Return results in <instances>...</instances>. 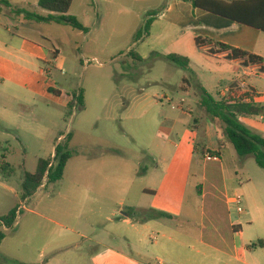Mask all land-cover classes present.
I'll return each instance as SVG.
<instances>
[{"label":"rangeland","instance_id":"rangeland-1","mask_svg":"<svg viewBox=\"0 0 264 264\" xmlns=\"http://www.w3.org/2000/svg\"><path fill=\"white\" fill-rule=\"evenodd\" d=\"M26 2L32 5L25 10L40 16L49 14L40 7L34 8L37 0ZM167 4L168 0H74L70 15L90 30L88 34L66 25L27 19L26 22L22 18L23 24H27L23 27L21 15L0 18L3 31L7 27L12 30L7 35L29 38L51 52L58 51V63L51 53L52 64L47 65L51 74L46 80L51 87L61 90L65 99L79 91H83L85 98L84 109L73 111L70 117H66L65 110L55 107L48 125L36 123L30 127V121L21 120L19 139L0 142V154L15 172L12 177L0 176V216L15 208L22 209L25 202L30 209L49 208L53 218L69 227H76L78 219L91 220L95 232L90 235L95 238L99 232L120 227L118 222L108 223L105 218L113 209H119L122 200L141 198L140 204L148 209L156 206L181 214L177 218L155 219L154 230L141 236L145 249L160 252L154 246L155 239L162 242L159 230L193 227L200 236L206 229L204 236L209 241L213 238L212 229L217 228L226 236L231 233L225 203L216 200L213 204L210 197H201L203 188L198 189V185L203 183L204 174L209 180L219 179L213 180L218 183L219 192L241 195L244 210H264V169L253 157L237 161L235 148L221 136L220 122L214 126L217 134L213 138L227 144L223 171L220 164L207 162L203 156L205 126L212 120L201 107L200 89L218 99L219 92L228 86L231 68L210 61L195 44L185 40L170 43L172 38L167 37L165 29L162 31V23H153L150 34L137 41L138 33L150 19L148 15L163 12ZM132 52L145 55L146 59L136 61ZM171 54L187 57L189 69L167 61L165 57ZM242 122L264 135V120L248 118ZM50 127L53 131L48 133L46 129ZM62 134L66 138L72 135L68 146L73 152L63 180L49 185L46 180L47 188L23 201L25 175L35 173L40 160L54 158ZM145 189H153L158 195L143 196ZM229 208L230 217L242 221L244 242L251 243V249H260L258 238L264 240V220L248 223L236 206ZM144 213L149 215L153 211ZM23 214L25 217L6 231L5 239L0 241V253L52 248L49 243L54 232L49 229L44 234L35 216L25 211ZM47 225L54 231L53 224ZM71 236L70 241L77 243L78 248L68 249L81 250L65 254L66 261L91 264V256L100 247L98 243L81 242L76 234L70 233ZM115 244L123 250L120 243ZM215 247L223 248L216 243ZM205 249L208 248L198 243L196 264L228 263V258ZM165 254L168 256L167 251Z\"/></svg>","mask_w":264,"mask_h":264},{"label":"crops","instance_id":"crops-1","mask_svg":"<svg viewBox=\"0 0 264 264\" xmlns=\"http://www.w3.org/2000/svg\"><path fill=\"white\" fill-rule=\"evenodd\" d=\"M26 1L28 0L15 4L14 0H9L12 7L5 8L0 12V18H18V15L14 14L15 10L25 9L32 5ZM38 7L39 0H37L34 8ZM49 15L50 13L44 17H48ZM21 16L19 17V20L22 21L20 25L26 27L27 24H23V19L26 22L28 21L24 15ZM153 23H162V31L165 29L167 37L170 36L172 38V42L170 43L185 40L188 44H195L197 50L204 52L210 61H215L217 65L226 64L232 70L227 88L233 86L237 81H244L248 86V91L236 92L250 94L252 98L246 99L248 103L254 102L264 105V75L259 73V71H264V65H246L243 59H230V51L224 52L215 46L216 44H222L264 58V33L262 31L195 8L191 3L184 0H168L164 11L153 17ZM3 29L4 25L2 21L0 22V142L19 139L22 135V129L20 128L21 120L30 121L28 124L30 127L36 123L48 125L53 116L51 111L57 107L61 111L65 110L66 114L67 106L72 99V97L65 99L63 92L51 87V82L46 80L51 74V70L47 66L48 64H52L50 61L51 53L54 55V62L58 63L59 52H51L39 42L29 38L16 35L9 36L7 34L11 33L12 30L7 27L6 33ZM198 39L210 41L211 44L198 46ZM152 53L154 52H151V55H153ZM139 57L142 60L146 59L145 55L139 54ZM220 74L225 75L222 72ZM231 93L226 94L224 90L219 92V97L225 98ZM71 94L68 96H71ZM199 100L201 102L200 98ZM259 120H264V118L259 117ZM215 125L214 122H211L205 126L203 147H206V151L204 155L208 151H217L219 148V139L215 140L213 138L214 134H217L213 130ZM250 129L264 137L258 130H254L252 127ZM46 131L49 133L53 131V128H47ZM65 138L66 136L62 134L59 136L57 142L61 141L64 143ZM2 149L5 148L2 147ZM1 157L5 156L0 154V159ZM223 157L224 153L220 158L221 162L218 163L222 171ZM238 158L237 161L241 163L243 159L239 156ZM213 180L219 181L217 178ZM213 180H209L204 174L203 183L198 185V189L199 187L203 188V192L201 193L203 199L207 200L210 197L213 204L217 200L225 203L228 207L227 212H229V226L231 228L229 236L223 235L220 230L215 228L210 232L213 238L209 241L204 236V230L206 229H203L199 236L193 227L183 229L184 226H180L176 230H159L158 233L162 242L155 239L154 246L161 251H150L142 246L141 236L154 230L155 225L153 224L155 219L146 223L135 221L130 217L129 210L135 209L142 212L157 211L168 214L171 218L173 216L176 218L181 217V214L156 206L148 209L143 204H140L141 198L137 200L129 198L128 200H122L119 204V209H113L105 218L108 223L116 224L118 222V226L120 227L104 233L99 232L100 234L98 233L95 238H92L90 233L95 232V225L92 224L91 220L80 221L78 219L76 227H69L62 220L53 218L50 215L49 208L46 210H39L38 208L30 209L24 202L22 214L17 221L20 222L24 211L27 212V215L31 214L35 216L37 218L36 222L39 223L44 234L49 229H51V232H54V239L49 243V246L52 248L3 251L0 253V264H12L13 262L16 264H72L66 261L65 254L70 253L72 250L80 251L81 249H68L70 247L78 248L77 243L72 240L70 241V239H73L72 236L70 237V233L76 234L81 239V242L95 241L98 243L100 247L91 256V264H165L167 261L169 264H196L197 254L199 253L197 250L198 243L208 248L207 250L205 249L206 251L228 258L227 264H231L232 262L235 264H264V240L258 238L261 239L259 241V243L261 242L260 249H251L252 244L244 242L245 231L242 221H237L230 217V205L227 204V199L231 194L228 191H225V194L219 192L216 186L218 183L213 182ZM110 186L113 188V185ZM45 187L47 188L48 185L44 183L39 190ZM142 194L147 197H156L158 192L153 189H145ZM242 214L247 217L248 223H254L257 219L264 220L262 218L264 210L257 209L255 212H252L248 207ZM47 224H53L54 231L53 227ZM55 227L58 229H55ZM115 243H120L123 250H120ZM215 243L223 248L215 247ZM166 251L168 252V256L165 254ZM258 252L261 254L257 255ZM174 259H176V262H174Z\"/></svg>","mask_w":264,"mask_h":264},{"label":"trees","instance_id":"trees-1","mask_svg":"<svg viewBox=\"0 0 264 264\" xmlns=\"http://www.w3.org/2000/svg\"><path fill=\"white\" fill-rule=\"evenodd\" d=\"M191 3L195 8L228 18L232 21L244 24L246 26L255 28L264 33V0H184ZM74 0H39V7L50 13L48 17L40 16L36 13L27 11L25 9H17L14 14L24 15L27 20H33L38 23H56L60 25L69 26L75 30L88 33L86 28L77 17L70 15L71 7ZM9 1L0 0V12L5 8H11ZM157 13L151 12L143 30L137 35V41L143 39L144 36L150 34L153 17ZM211 44L210 41L197 40L198 46ZM219 50L224 52L230 51V59H243L246 65L263 64L264 58L245 51H240L232 47L216 44ZM134 58L142 61L138 54ZM167 61L184 70L189 69L190 60L187 57L179 55H169L165 57ZM201 107L207 116L214 122L222 124L221 136L226 138L228 143H231L235 148L237 154L241 158L253 157L257 165L264 169V137L255 133L252 129L246 127L241 119L248 118H264V105L256 104L254 102H246V99H251L248 93L232 92L225 98L218 99L212 97L205 89H200ZM71 101L66 109V117H70L73 111L82 110L85 107V100L83 91L73 92L71 94ZM72 140V135L65 138L66 144L60 143L56 147L55 156L49 160H40L35 173H27L25 175L22 189L23 201L28 200L34 196L47 180V184H56L63 180L66 168L73 158V152L69 149L68 143ZM219 148L213 151L212 154L222 157L223 151L227 144L223 139H219ZM206 147H203V156ZM14 170L6 161L5 157L0 159V176L12 177ZM22 214V209L15 208L9 214L0 216V241L5 239L6 231L12 229L16 224L19 216ZM130 217L135 221L146 223L148 221L164 217L171 218L170 215L153 211L151 214H146L135 209L129 210ZM261 242L258 246H260ZM254 247H257L254 246ZM16 264V263H13Z\"/></svg>","mask_w":264,"mask_h":264},{"label":"built area","instance_id":"built-area-1","mask_svg":"<svg viewBox=\"0 0 264 264\" xmlns=\"http://www.w3.org/2000/svg\"><path fill=\"white\" fill-rule=\"evenodd\" d=\"M259 73L261 75H264V71H259ZM233 91H248V86L244 81H237L233 86L225 89L226 94L231 93ZM204 157L207 162H214V163L221 162L220 157L213 155L212 152L210 151L206 152ZM227 204L236 206L238 213L240 214L244 213L243 197L241 195L237 194L228 197ZM158 264H163V263H158Z\"/></svg>","mask_w":264,"mask_h":264}]
</instances>
